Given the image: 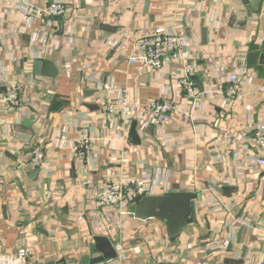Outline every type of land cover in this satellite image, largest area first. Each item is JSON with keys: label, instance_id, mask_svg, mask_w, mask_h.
I'll list each match as a JSON object with an SVG mask.
<instances>
[{"label": "crops", "instance_id": "obj_1", "mask_svg": "<svg viewBox=\"0 0 264 264\" xmlns=\"http://www.w3.org/2000/svg\"><path fill=\"white\" fill-rule=\"evenodd\" d=\"M55 1L65 13L53 25L40 19L27 26L21 0H0V92L22 85L19 106L0 109L3 252L24 247L28 264H110L115 257L95 262L102 256L95 238L104 237L127 250L130 264L263 258L256 228L264 224V171L248 165L253 128L264 122V0H30ZM175 25L197 57L198 90L245 70L250 86L240 85L229 110L216 94L193 107L171 77L176 65L158 74L128 63L137 36ZM92 73L125 88L133 102L169 100L186 116L122 130L119 121H103ZM82 129L94 151L78 158L61 144ZM34 146L43 149L47 171L32 170ZM141 171L152 174L153 195H193L194 220L169 234L162 221L136 217L132 203L127 216L96 207L103 177Z\"/></svg>", "mask_w": 264, "mask_h": 264}, {"label": "built area", "instance_id": "obj_2", "mask_svg": "<svg viewBox=\"0 0 264 264\" xmlns=\"http://www.w3.org/2000/svg\"><path fill=\"white\" fill-rule=\"evenodd\" d=\"M19 12L22 21L27 26L40 19H47L48 24L53 25L54 21L65 13V6L57 1L44 6H36L30 0H21ZM187 49L186 39L180 25L169 28L157 27L136 37L133 52L128 56V63H139L149 71L158 74L165 72L167 67L176 65L178 67L171 77L174 84L181 89L185 99L191 101L193 107L198 108L205 98L216 94L223 100L224 110H229L238 96L240 85L245 82L250 86V81L244 78L245 70L229 74L224 82L218 84H212L208 80L200 91L194 80L198 72L194 62L197 57ZM90 78L96 82V91L102 101L103 121L115 123L119 121L122 123V130H128L133 122L143 128L149 125L160 126L181 119V115L186 116L177 112L174 104L169 100L133 102L129 99L125 88L107 82L101 83L98 76L93 73ZM21 91L22 85L16 84L5 92H0V109L17 108L20 104ZM260 94L263 96L261 92ZM164 141L167 142L169 139ZM250 145L254 153L250 155L251 161L248 168L264 171V122H259L254 126ZM61 146L69 148L78 158H84L94 151L93 139L84 129L78 132L74 139L65 141ZM27 158L32 170L47 171L45 153L40 146L32 147ZM154 185V178L148 171H141L138 175L120 174L114 177H103L95 192L96 207L103 210L117 209L120 216L130 215L129 207L133 199L137 196L153 195ZM201 195L208 197L211 194L206 189ZM208 204L213 208V203ZM219 209L222 212L229 210L225 206H220ZM256 230L264 240V224ZM126 251L122 245H116L115 259L110 264H130L125 257ZM130 251L138 255L140 248L135 246ZM28 254V249L24 247L18 248L13 253L3 252V243L0 239V264H28ZM244 264H264V257Z\"/></svg>", "mask_w": 264, "mask_h": 264}, {"label": "water", "instance_id": "obj_3", "mask_svg": "<svg viewBox=\"0 0 264 264\" xmlns=\"http://www.w3.org/2000/svg\"><path fill=\"white\" fill-rule=\"evenodd\" d=\"M40 61L35 62V69L39 70ZM135 124L131 128V136H135ZM194 196L191 194H163L135 197L132 204L135 205L134 214L140 219H158L162 221L169 234L179 232L186 224H190L195 218ZM97 251L102 253L95 260L101 263L106 259L115 257L114 249L104 237L95 238Z\"/></svg>", "mask_w": 264, "mask_h": 264}]
</instances>
